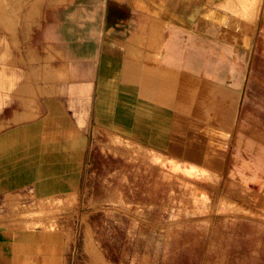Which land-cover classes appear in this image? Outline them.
I'll return each instance as SVG.
<instances>
[{
	"label": "crops",
	"instance_id": "crops-1",
	"mask_svg": "<svg viewBox=\"0 0 264 264\" xmlns=\"http://www.w3.org/2000/svg\"><path fill=\"white\" fill-rule=\"evenodd\" d=\"M15 1L0 210L102 207L105 264H264L235 210L264 207V0Z\"/></svg>",
	"mask_w": 264,
	"mask_h": 264
},
{
	"label": "rangeland",
	"instance_id": "rangeland-1",
	"mask_svg": "<svg viewBox=\"0 0 264 264\" xmlns=\"http://www.w3.org/2000/svg\"><path fill=\"white\" fill-rule=\"evenodd\" d=\"M15 2L0 0L5 20L9 10L17 8ZM0 62V76L4 79L8 74L6 53H0ZM11 199L9 207L0 210V264H105L101 249L105 231L102 207L90 209L97 214L90 216L88 208L78 206L77 199L67 203ZM249 209L235 210L241 216L264 221L263 206L255 214ZM150 228V224L144 225L145 232ZM160 243L165 246L164 241ZM142 245L143 251L151 252L155 242L144 240ZM148 258L145 264H151Z\"/></svg>",
	"mask_w": 264,
	"mask_h": 264
},
{
	"label": "bare ground",
	"instance_id": "bare-ground-1",
	"mask_svg": "<svg viewBox=\"0 0 264 264\" xmlns=\"http://www.w3.org/2000/svg\"><path fill=\"white\" fill-rule=\"evenodd\" d=\"M245 1H246V0H245ZM237 4H238V3H237ZM240 4H241V2H240ZM238 5H239V4H238ZM242 5H243V4H242ZM246 5H247V4H246ZM244 8H245V6H244ZM244 8H243V9H244ZM248 8H249V7H248ZM243 9H242V11L244 12V10H245L246 8H245L244 10H243ZM237 10H238V9H237ZM234 11H235V10H234ZM239 11H240V10H239ZM245 11H246V10H245ZM236 13H237V12H236ZM240 13H241V11H240ZM241 14H242V13H241ZM239 15H240V14H239ZM242 16H243V14H242ZM238 17H239V16H238ZM239 19H240V18H239ZM242 20H243V19H242ZM237 24H238V23H237ZM1 72H3V71H1ZM1 77H2V76H1ZM0 82H1V81H0ZM7 93H8V92H7ZM237 205H238V204H237Z\"/></svg>",
	"mask_w": 264,
	"mask_h": 264
}]
</instances>
